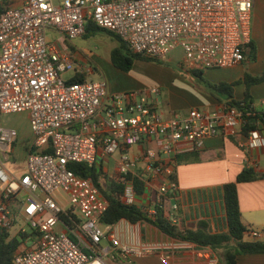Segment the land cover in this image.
<instances>
[{
	"label": "built area",
	"instance_id": "obj_1",
	"mask_svg": "<svg viewBox=\"0 0 264 264\" xmlns=\"http://www.w3.org/2000/svg\"><path fill=\"white\" fill-rule=\"evenodd\" d=\"M9 1L12 6L0 12V118L27 112L34 135L27 171L13 176L5 162L19 133L0 122V228L10 231L22 219L34 233L21 229L32 247L17 252L14 264H134L151 255L168 262L173 251L193 248L150 240L149 220L102 224L109 209L105 192L123 184L124 204L150 220L162 213L180 225L178 157L202 152L210 138L242 135L243 111L223 104L167 119L154 99L159 87L112 94L48 33L68 43L93 25L116 34L135 54L166 60L182 50L189 70L224 69L246 60L253 0ZM244 146L263 148V132L251 131ZM41 150L50 153L36 152ZM108 159H115L113 176ZM71 164L95 167L99 182L79 176ZM246 234L261 237L256 230ZM204 256L207 264L219 262Z\"/></svg>",
	"mask_w": 264,
	"mask_h": 264
},
{
	"label": "crops",
	"instance_id": "obj_2",
	"mask_svg": "<svg viewBox=\"0 0 264 264\" xmlns=\"http://www.w3.org/2000/svg\"><path fill=\"white\" fill-rule=\"evenodd\" d=\"M251 39L256 48L255 61H251L253 56L247 51L246 60L240 65L224 69L203 70L204 76L215 84L241 81V84L234 88V97L237 101H242L245 98L246 85L243 81L246 74L253 77L264 74V0H253ZM132 71L129 74H132ZM191 92L193 94H190ZM186 93L192 97L191 102L194 103L190 110L199 109L212 112L226 104L211 97L200 87L197 90L187 88ZM251 95L254 107L263 108L264 83L252 86ZM176 102L178 101L169 98L168 104L161 110L157 102L159 112L165 118L170 119L175 113L184 115L190 111L180 112L179 107L182 105ZM18 133L17 141L12 147L16 163L13 167L6 165V168L13 176L19 177L27 171V157L31 152L34 135L30 123L27 130ZM245 142L246 136L243 134L229 139L214 137L206 141L205 149L198 156L200 160H196L197 155L192 154L178 157L177 181L181 196L179 213L181 223L178 227L180 229L197 230L201 224H204L207 230L213 234L228 231L222 187L236 181L237 176L246 168H254L260 173H264V168L261 166L264 162V147L250 150L244 146ZM1 193L0 185V197ZM238 195L244 226L248 230L259 231L261 233L259 240L264 241V179L239 184ZM10 233L12 236H16L18 232L12 233L11 229ZM145 233L150 240L177 241L169 239L156 227L146 228ZM245 238L250 241L254 240L247 234ZM31 247L30 239H24L17 252ZM222 251L224 252L223 249ZM208 254L216 258L220 255L218 260L223 256V253L215 252L212 249H199L194 245L193 248L173 251L168 262L159 256H140L135 259L140 264H148L152 258L158 259L162 264H207L208 260L204 255ZM237 264H264V254L240 255L237 258Z\"/></svg>",
	"mask_w": 264,
	"mask_h": 264
},
{
	"label": "trees",
	"instance_id": "obj_3",
	"mask_svg": "<svg viewBox=\"0 0 264 264\" xmlns=\"http://www.w3.org/2000/svg\"><path fill=\"white\" fill-rule=\"evenodd\" d=\"M12 4V1L0 0V12L8 9ZM95 29L99 28L90 25L85 37ZM103 31L108 33L111 38L118 42V47L111 52V62L117 69L130 73L137 61L158 64L164 62L162 60L151 59L133 53L128 45L116 34L106 30ZM247 51H249L253 56V60H255L256 48L252 42L245 47L246 56ZM188 73L199 79L203 85V90H205L211 97L219 102L226 103L232 107H237L243 111L246 122V125L242 128L243 135L248 136L253 130H260L264 133V108L259 109L254 107V101L251 95L252 86L264 83V74L256 77L246 74L243 81L246 85L245 98L242 101H237L234 97V88L241 84V81L215 84L204 78L203 70H189ZM81 80V78H76L73 81L79 82ZM36 152L41 154L50 153L49 150ZM201 153L202 152H198L192 155H197L196 160H200L198 156H200ZM69 168L81 177L92 178L96 183L99 182L98 172L95 167H89L85 164H71L69 165ZM263 179L264 173H260L254 168H246L237 176L236 181L228 183L222 187L228 224V231L225 233L213 234L207 230V227L204 224H201L197 230L180 229L177 225L172 224L164 218L162 213H160L156 219L150 220L147 213L143 212L137 206H128L124 204L122 200L124 191L123 184L114 185L110 193L105 192L109 201V209L102 217L101 223L104 225H112L121 219H127L134 223L141 220H149L154 227L175 240L194 244L199 249H212L215 252L217 249H223V256L218 264H237V258L240 255L264 254L263 240L257 239L250 241L245 238V235L249 230L242 222L238 195L239 184ZM63 219L66 220V216H63ZM33 234L34 233H32V235ZM18 235L21 236L22 241L19 240L17 236H12L10 231L0 228V264H14L15 254L23 240L27 238V235L23 234L21 231Z\"/></svg>",
	"mask_w": 264,
	"mask_h": 264
},
{
	"label": "rangeland",
	"instance_id": "obj_4",
	"mask_svg": "<svg viewBox=\"0 0 264 264\" xmlns=\"http://www.w3.org/2000/svg\"><path fill=\"white\" fill-rule=\"evenodd\" d=\"M55 3H58V1L55 0ZM48 39L51 42L57 43L61 48L65 46L69 47L78 58V66L91 68V78L94 81L105 80L112 94L129 93L150 89L152 87H159L161 93L159 96H154V99L158 102L160 110L168 104L169 98L170 100L178 101L176 103L182 105L179 107L181 109L180 112L190 110L194 103L191 102L192 97L186 93L187 88L197 90L198 87H200L203 89V85L199 79L188 73L189 68L184 62L185 55L182 50L174 51L168 59L161 64L138 61L133 68L132 74H129L113 66L111 62V52L118 47V42L103 30L95 29L91 31L88 36L72 40L68 43H66L64 39H60L53 31H50L48 33ZM84 60H86V62H84ZM251 61L255 60L252 58ZM72 75V73L66 74L64 78H70ZM204 78L209 81L205 76ZM190 94L193 93L191 92ZM0 122L4 127L13 128L18 132H22L27 130L30 119L27 112H19L2 115ZM18 145H20L19 142ZM0 160L4 161V158L1 156ZM108 160H110V176H113L116 172L115 159ZM5 163L10 167H13L16 163L12 152L10 153L9 160ZM261 166L264 168V162ZM21 229H25L29 234L32 233L31 227L26 224L24 220L18 219L15 226L12 228V233H19ZM18 233L16 236L22 241ZM102 244L103 246H107L108 243L107 241H103ZM217 252L223 253L222 249H217ZM210 254H212V252H210ZM159 257L162 259L161 256ZM119 264L129 263L119 262ZM134 264L140 263H137L135 259ZM148 264L162 263L159 262L158 259L152 258Z\"/></svg>",
	"mask_w": 264,
	"mask_h": 264
}]
</instances>
